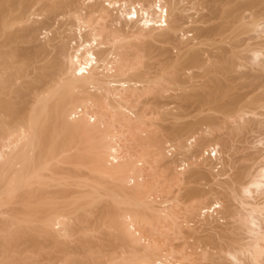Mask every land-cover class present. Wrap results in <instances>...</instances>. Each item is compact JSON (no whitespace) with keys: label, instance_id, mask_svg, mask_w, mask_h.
Instances as JSON below:
<instances>
[{"label":"bare ground","instance_id":"6f19581e","mask_svg":"<svg viewBox=\"0 0 264 264\" xmlns=\"http://www.w3.org/2000/svg\"><path fill=\"white\" fill-rule=\"evenodd\" d=\"M0 264H264V0H0Z\"/></svg>","mask_w":264,"mask_h":264},{"label":"snow or ice","instance_id":"6c2138e0","mask_svg":"<svg viewBox=\"0 0 264 264\" xmlns=\"http://www.w3.org/2000/svg\"><path fill=\"white\" fill-rule=\"evenodd\" d=\"M80 71H83V69H81Z\"/></svg>","mask_w":264,"mask_h":264}]
</instances>
